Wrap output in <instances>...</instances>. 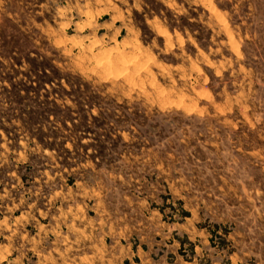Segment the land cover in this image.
Wrapping results in <instances>:
<instances>
[{"label": "rangeland", "instance_id": "1", "mask_svg": "<svg viewBox=\"0 0 264 264\" xmlns=\"http://www.w3.org/2000/svg\"><path fill=\"white\" fill-rule=\"evenodd\" d=\"M0 264H264V0H0Z\"/></svg>", "mask_w": 264, "mask_h": 264}, {"label": "trees", "instance_id": "2", "mask_svg": "<svg viewBox=\"0 0 264 264\" xmlns=\"http://www.w3.org/2000/svg\"><path fill=\"white\" fill-rule=\"evenodd\" d=\"M14 90H15V92H17V88L16 87L14 88Z\"/></svg>", "mask_w": 264, "mask_h": 264}]
</instances>
